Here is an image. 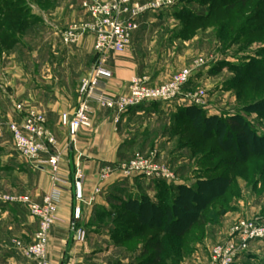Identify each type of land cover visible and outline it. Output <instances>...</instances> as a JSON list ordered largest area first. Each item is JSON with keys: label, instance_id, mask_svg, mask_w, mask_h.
I'll return each instance as SVG.
<instances>
[{"label": "crops", "instance_id": "crops-1", "mask_svg": "<svg viewBox=\"0 0 264 264\" xmlns=\"http://www.w3.org/2000/svg\"><path fill=\"white\" fill-rule=\"evenodd\" d=\"M26 1L24 7L28 17L21 31H10L0 22V29H5L0 34V147L4 148L0 151L4 161L0 169V194H23L33 202H40L52 191L46 165L35 169L25 163L13 147L8 148L12 140L6 125L20 123L26 112L34 110L44 118L45 128L55 139V148L61 154L56 221L49 231L47 244L49 263L135 264L141 259V244L133 248V239L116 240L105 225L109 223L107 212L118 201L138 199L143 195L155 202L154 185L145 179L123 178L118 172L100 183V170L127 162L137 151L156 149L162 161L181 156L183 148H176L178 151L173 148L169 152L165 146L170 147L177 136H166L173 123L170 118L188 105L182 100L149 103L117 116L90 103V128L80 129L71 139L61 125V115L70 116L75 112L81 84L100 57L93 52L90 37L74 46L61 42L62 31L84 19L79 0ZM4 18L9 19L8 15ZM140 24V32L154 25L141 21ZM135 35L131 39L132 46L124 53L104 56V66L112 74L104 86L107 96L124 94L127 84L136 76L147 77L150 85H160L174 74L164 76L161 70L151 69L142 56L137 59L138 54L133 55L136 51L133 49L144 37L142 33ZM17 105L22 106V112L16 110ZM47 158L42 157L43 160ZM178 177L176 175V182L172 183L174 186L189 185L190 181L187 184ZM77 180H80V198L76 197ZM95 188L99 189L96 195ZM239 204L241 208L227 214L220 224L208 223L209 227L198 241L185 248L169 247L167 251L177 254L183 249L192 250L189 261L178 264H207L205 250L209 244L226 238L227 224L239 214L248 212L245 216H252L250 210H254V206L242 201ZM76 206L81 208L82 215L80 222L73 224L72 210ZM74 225L85 232L84 244L74 242ZM37 227V220L30 216L26 206L0 201V264H33L13 241L29 245ZM257 248L264 250V240L251 243L246 253L252 254ZM171 257L165 259V264H173ZM240 259L235 264H239Z\"/></svg>", "mask_w": 264, "mask_h": 264}, {"label": "rangeland", "instance_id": "rangeland-1", "mask_svg": "<svg viewBox=\"0 0 264 264\" xmlns=\"http://www.w3.org/2000/svg\"><path fill=\"white\" fill-rule=\"evenodd\" d=\"M4 1L15 8L24 9L23 15L28 14L24 7L27 5L26 0ZM146 1L148 0L141 2ZM174 1L172 7L148 14L139 20L144 23L152 22L154 25H150L147 30L143 28L141 32L139 28L135 33L137 36L142 33L144 40L139 46H135L133 50L136 51L133 55L138 54L137 59L142 56L148 61L151 69L161 70L164 76L189 67L195 60L201 58L205 67L200 69L194 81L185 88L191 92L197 90L203 92L205 106L198 108L201 113L218 119L240 116L259 135H264V115L251 112L247 108L251 102L264 98V85L260 78L263 71L257 69V65L264 67V0ZM130 45L132 46V43ZM248 65L250 67L255 65L254 71H248L246 69ZM173 118L174 116L170 120ZM182 128L172 123L166 137L169 138ZM194 138L192 140H196V137ZM190 140L177 137L170 147L165 145L169 152L173 148L175 151L182 148L185 151L179 153L181 156L176 159L168 158L164 162L180 180L187 184L190 181L188 186H193L198 178L201 180L230 178L231 185L223 196L212 204V208L209 207L214 211L213 216L208 212L204 214L205 218L213 220L210 225H217L216 222L220 224L227 214L236 212L240 207V201L254 206V210H250L252 216H245L248 212L239 214L235 220L227 224L226 238L209 244V248L205 250V255L209 256V251L214 245L228 240V230L233 224L240 220L263 216L264 159H251L243 165H227L225 159L230 158L228 154L216 155L212 152L216 148L215 140L207 143L198 142L192 147ZM10 142L8 148L13 147ZM1 150L4 151V148L0 147ZM2 159L0 157V169L4 163ZM112 210L111 207L110 211ZM108 222L105 224L106 227L116 228V223L111 220ZM205 224L208 225L206 221ZM208 227L209 225L204 227L201 225L197 230L194 229L191 235L182 239V246L198 241L199 233L201 232L202 236L204 229ZM172 246L176 247V244ZM255 250L250 254L246 253L249 251L247 249L246 254L241 255L239 264H264V250L260 248ZM179 252L170 254L173 264L188 262L193 255L192 250L183 249Z\"/></svg>", "mask_w": 264, "mask_h": 264}, {"label": "built area", "instance_id": "built-area-1", "mask_svg": "<svg viewBox=\"0 0 264 264\" xmlns=\"http://www.w3.org/2000/svg\"><path fill=\"white\" fill-rule=\"evenodd\" d=\"M175 4L174 0H79V7L84 19L70 25L61 33V42L65 46H74L81 39L90 37L93 41V52L99 55L97 64L79 89L80 100L72 115H61V125L67 130L71 139L80 129L90 128V103L121 115L127 111L149 103H168L182 100L188 106L202 108L205 106L203 92L187 91L185 88L193 82L197 73L205 67L200 58L191 66L181 68L170 79L160 85H150L145 76L133 77L127 84L124 94L107 96L104 86L112 77L104 66V56L122 54L131 43L133 35L140 28V19L168 9ZM16 110L22 112V106ZM44 118L34 110L26 112L20 123L9 122L6 129L10 134L14 151L27 164L39 169L46 165L52 182V191L42 197L40 202H33L23 194H3L0 201L6 204H19L27 207L30 216L37 220L38 227L33 240L23 246L13 241L23 256L33 264H50L47 259L49 231L56 221L59 163L61 154L55 148V139L45 128ZM43 156H48L43 160ZM118 172L123 178H142L149 182L161 181L166 184L176 182V175L161 160L156 149L135 152L131 159L116 167L106 166L100 170L99 182L108 180ZM99 193L95 188L94 195ZM81 208L72 210L73 224L81 220ZM75 226V225H74ZM75 243H85V232L74 228ZM264 240V214L250 220H240L228 230V240L214 245L209 251L208 264H235L253 242Z\"/></svg>", "mask_w": 264, "mask_h": 264}, {"label": "trees", "instance_id": "trees-1", "mask_svg": "<svg viewBox=\"0 0 264 264\" xmlns=\"http://www.w3.org/2000/svg\"><path fill=\"white\" fill-rule=\"evenodd\" d=\"M5 4L4 0H0V22L10 31H21L28 14L23 15L24 9L21 7ZM7 15L9 19L4 18ZM4 30L1 28L0 34ZM253 67L248 65L246 69L252 72ZM257 69L263 71L260 78L264 85V67L257 65ZM247 108L264 115V98L251 102ZM172 121L174 126L183 127L172 135L191 139V147L198 142L215 140L216 148L212 152L216 155L228 154L230 158H224L227 165H243L251 159H264V135H259L240 116L225 119L207 117L197 107L188 106L178 109ZM194 137L196 140H192ZM152 183L155 202L143 195L138 199L118 201L117 206L114 205L113 210L107 212L109 221L117 225L111 229L116 240L123 242L133 239V248L141 244V259L135 264H165V259L170 258L172 253L167 251L169 247L175 243L176 247L185 248L187 245L182 246V239L201 225L204 227L205 221H213L205 218L204 214L208 212L213 216L212 204L231 185L230 178H198L193 186H174L161 181ZM199 234L201 236V232Z\"/></svg>", "mask_w": 264, "mask_h": 264}, {"label": "water", "instance_id": "water-1", "mask_svg": "<svg viewBox=\"0 0 264 264\" xmlns=\"http://www.w3.org/2000/svg\"><path fill=\"white\" fill-rule=\"evenodd\" d=\"M81 196V191H80V180L76 181V197L80 198Z\"/></svg>", "mask_w": 264, "mask_h": 264}]
</instances>
